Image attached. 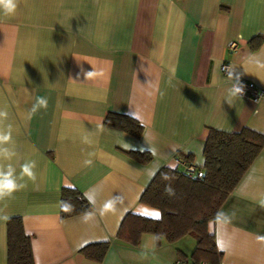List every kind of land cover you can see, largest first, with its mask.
<instances>
[{
    "label": "crops",
    "instance_id": "1",
    "mask_svg": "<svg viewBox=\"0 0 264 264\" xmlns=\"http://www.w3.org/2000/svg\"><path fill=\"white\" fill-rule=\"evenodd\" d=\"M264 0H19L0 13V110L11 126L5 145L25 185L0 200V264H8L7 223L20 218L33 264H175L195 241L174 244L143 234L136 246L117 238L123 219L159 220L140 198L162 168L180 157L203 166L209 129L264 135V98L232 94L246 81L264 92ZM236 44L235 51L229 49ZM229 67L227 74L221 67ZM47 108L38 107V98ZM35 109V110H34ZM108 113L143 127L139 138L104 127ZM87 139V142H86ZM130 153H147L141 164ZM91 160V165H85ZM35 161V178L20 179ZM77 190L94 213L61 219V192ZM116 210L100 214L104 202ZM264 149L210 225L220 264H264ZM160 213V212H159ZM4 217H7L5 219ZM108 244L100 263L82 250Z\"/></svg>",
    "mask_w": 264,
    "mask_h": 264
},
{
    "label": "trees",
    "instance_id": "2",
    "mask_svg": "<svg viewBox=\"0 0 264 264\" xmlns=\"http://www.w3.org/2000/svg\"><path fill=\"white\" fill-rule=\"evenodd\" d=\"M262 40V37L254 38L250 42V49H258ZM103 125L136 139L143 132L142 125L121 114L108 113ZM262 149L264 135L249 129L238 133L209 129L203 149V166L195 168L193 177H188L178 168H162L141 196L140 202L158 210L160 219L127 215L121 223L117 238L136 246L143 234L155 235L168 244L190 237L195 241V248L190 257L180 259L182 263L220 264L222 255L216 249L210 225ZM129 156L141 164L151 161L147 153H130ZM165 176L169 179H164ZM166 186H170L175 195H168L165 192ZM61 201L73 205L70 212L62 211L60 205L63 220L89 210L88 202L75 189L64 188ZM107 248L106 243L96 244L85 247L81 252L87 259L100 263ZM7 258L8 264H33L30 239L24 233L20 218L11 219L7 223Z\"/></svg>",
    "mask_w": 264,
    "mask_h": 264
},
{
    "label": "clouds",
    "instance_id": "3",
    "mask_svg": "<svg viewBox=\"0 0 264 264\" xmlns=\"http://www.w3.org/2000/svg\"><path fill=\"white\" fill-rule=\"evenodd\" d=\"M19 5V0H0V13L5 16H14L17 13ZM232 94L235 95L237 93H241L243 91L242 87L234 86L232 88ZM37 106L47 108V100L45 98H38ZM35 110V109H34ZM8 117V113L4 110H0V121H3ZM11 126H8V129L5 130L0 128V157L4 159L10 160L15 153L11 151L8 147H5L11 141ZM87 142V139H86ZM85 165H91V160H86ZM21 173L20 179H23L24 176H27L30 179H34V171L35 168V161H30L22 164L21 166ZM16 169L11 165L8 164L6 168L0 165V200H3L6 197H11L16 191L23 188L25 185L18 183L17 177L15 175ZM164 179H169V177L165 176ZM165 192L172 196L175 195L174 190L170 186H166ZM261 205L264 206V199L260 201ZM61 208L64 212H70L73 210V205L69 202L61 201ZM116 210V200L109 199L106 200L103 206L100 209V214L103 215L107 212H114ZM94 216L92 212H85L82 220L83 222L87 223L90 221ZM220 217H227L226 213L218 212L217 219ZM7 219V217H4ZM257 239L261 242H264V236H258Z\"/></svg>",
    "mask_w": 264,
    "mask_h": 264
},
{
    "label": "built area",
    "instance_id": "4",
    "mask_svg": "<svg viewBox=\"0 0 264 264\" xmlns=\"http://www.w3.org/2000/svg\"><path fill=\"white\" fill-rule=\"evenodd\" d=\"M237 48L236 44H231L229 49L231 51H235ZM229 71L228 65L224 64L221 67V72L223 74H227ZM234 86H239L243 88V91L241 93L235 94L239 98L250 100L253 103H258L262 98H264V92H262L258 87H256L253 83L246 82V81H235L231 83V89ZM174 162L177 167H180L181 170L188 176V177H193L195 173V168L186 163V161L180 157H177L174 159ZM175 264H187V263H182L181 261L176 262Z\"/></svg>",
    "mask_w": 264,
    "mask_h": 264
},
{
    "label": "snow or ice",
    "instance_id": "5",
    "mask_svg": "<svg viewBox=\"0 0 264 264\" xmlns=\"http://www.w3.org/2000/svg\"><path fill=\"white\" fill-rule=\"evenodd\" d=\"M153 215L155 216V217H159V215H160V213L159 212H156V213H153Z\"/></svg>",
    "mask_w": 264,
    "mask_h": 264
},
{
    "label": "rangeland",
    "instance_id": "6",
    "mask_svg": "<svg viewBox=\"0 0 264 264\" xmlns=\"http://www.w3.org/2000/svg\"><path fill=\"white\" fill-rule=\"evenodd\" d=\"M187 239H191L190 237H188Z\"/></svg>",
    "mask_w": 264,
    "mask_h": 264
}]
</instances>
